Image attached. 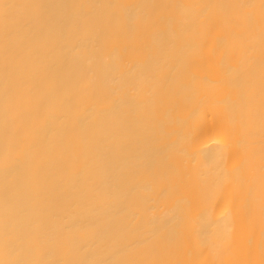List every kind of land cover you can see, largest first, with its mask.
Listing matches in <instances>:
<instances>
[{"label": "bare ground", "instance_id": "bare-ground-1", "mask_svg": "<svg viewBox=\"0 0 264 264\" xmlns=\"http://www.w3.org/2000/svg\"><path fill=\"white\" fill-rule=\"evenodd\" d=\"M0 264H264V0H0Z\"/></svg>", "mask_w": 264, "mask_h": 264}]
</instances>
